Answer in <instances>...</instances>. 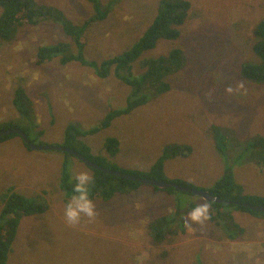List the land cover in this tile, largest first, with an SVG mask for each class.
<instances>
[{
	"label": "rangeland",
	"instance_id": "obj_1",
	"mask_svg": "<svg viewBox=\"0 0 264 264\" xmlns=\"http://www.w3.org/2000/svg\"><path fill=\"white\" fill-rule=\"evenodd\" d=\"M32 1L51 14L61 11L73 23H83L93 13L87 0ZM107 1L99 0L102 5ZM186 1L189 15L180 26L179 39L160 41L152 52L165 54L174 48L183 52V67L168 79L169 91L80 140L108 163L144 172L150 171L167 144L189 145V156L163 161L168 179L209 188L231 165L243 194L264 197V159L251 149L238 155L240 144L259 135L264 138V87L244 80L239 68L242 62L257 61L251 50L256 42L253 29L264 20V0ZM159 4L160 0H120L107 19L85 31V57L99 64L128 50L151 24ZM12 41L0 42V124H31L29 139L34 145L61 144L68 124L93 128L108 112L125 106L129 88L112 72L100 79L78 63L61 65L51 59L36 64L39 46L65 42L76 51L56 23L21 26ZM16 87L28 98V117L14 107ZM257 112L261 122L256 126ZM212 126L226 129L228 138L229 129H234L232 146L223 147L225 165L214 145ZM110 137L120 142L114 159L104 150ZM245 156L248 162L242 164ZM64 161L69 183H75L80 172L91 177L85 164L63 153L27 150L20 138L0 144V212L14 193L42 209L21 217L7 264H264L261 217L209 205V219L193 223L188 219L192 208L206 202L194 195L178 193L176 199L174 194L141 188L108 203H92L93 217L82 215L79 223L69 224L64 215L69 199L59 188ZM230 216L243 228L242 234ZM156 218L173 219L171 229L183 231L165 236V254L155 250L159 246L145 229ZM227 234L236 237L227 240L223 238Z\"/></svg>",
	"mask_w": 264,
	"mask_h": 264
},
{
	"label": "trees",
	"instance_id": "obj_2",
	"mask_svg": "<svg viewBox=\"0 0 264 264\" xmlns=\"http://www.w3.org/2000/svg\"><path fill=\"white\" fill-rule=\"evenodd\" d=\"M87 1L92 7V16L83 23H73L68 20L61 11H53L52 15L44 6H38L34 4L32 0H0V42L3 43L2 45H5V42L10 45L17 29L21 26H34L42 21L54 22L60 26L63 34L70 39L76 51L71 50V45L65 42L39 47L36 54L37 65L50 61L51 59H58L61 65L78 63L83 67L91 69L100 79L109 77L112 72L116 78L129 88L125 106L121 110H112L108 112L101 123L93 128L82 129L74 123L68 124L64 131L63 142L51 146L63 147L75 151L99 167L121 170L125 174L132 175L136 178L175 182L183 187L195 190H206L211 196L223 201L221 204L209 202L211 207L218 210L234 209L236 212L258 214V216L264 220V212L256 213L245 206V204H247L264 207V197L243 194L242 187L240 183L237 182L231 165L229 168L224 167L223 175L209 188H197L192 184L169 180L164 172L163 161L176 156H189L192 153V148L189 145L177 143H172L171 145L167 144L168 146L163 149L161 156L157 159L155 164H153L155 160L151 163L152 166L150 165V171L144 172L120 169L116 165L108 163L105 158L93 155L90 148L80 140L82 137L96 134L109 127L112 120L115 118L129 115L136 108L147 104L151 98L169 91L168 79L183 67V52L179 48H174L165 54L159 53L154 55L152 52L160 41L172 42L179 39L180 26L185 22L187 15H189L188 11L190 8V4L186 0H160L156 15L142 36L132 44L128 50L103 60L98 64L95 61L88 60L84 55V34L90 25L107 19L111 13L112 6L109 3L102 5L99 0ZM256 25L257 26L254 28V38L256 42L251 50L257 61L242 62L239 64V68L244 80L264 86V20ZM230 37L229 35L228 38ZM133 70L138 71L135 72L136 74H133ZM27 101L28 98L23 89L20 87L16 88L13 99L14 107L20 114L26 117H28ZM11 127L17 126H0V131ZM212 128L214 130V145H216L218 154L224 158L223 161L225 165L226 152L223 147L225 143L229 145L230 142V137L228 138L225 134L228 133V131L216 126H212ZM21 130L29 139L30 134H32L31 128L30 130L27 128H22ZM15 136L18 135L15 133L4 135L0 137V143L8 141ZM239 146L241 147L238 151V155L243 156L246 150L251 149L254 151L257 158L264 159V138L260 135L247 140ZM27 150L30 149L27 148ZM104 150L109 157H114L120 150V142L114 137L107 138L104 141ZM52 151L63 153L66 157L71 156L67 151H60L57 149ZM245 158L246 159L241 162L242 164L248 162V158L246 156ZM64 162L65 163L62 164L63 178L61 179L60 186L66 190L68 197H71L74 194V185L69 186L66 182L68 176L65 170L68 163L66 161ZM89 169L93 172L89 188L90 198L99 195L102 200L107 201L117 194L128 195L136 191L139 187H145V185L137 181L108 175L102 171L93 170L92 167ZM151 188L157 192H165L159 191L156 187ZM166 192L174 195L177 193L173 188L168 189ZM41 210V207L33 200L23 195L14 193L8 197L5 206L0 212V264H6L7 257L12 252V245L15 240V229L19 224L20 218L23 216H31ZM9 215H13V218H8ZM231 220L233 222V227L238 228L242 234L244 232L243 228L237 225L233 218H231ZM171 222L172 221L167 218H157L146 224L145 229L152 243L163 245L166 235L168 237L172 234L176 236L183 232L175 231L174 228V230H172ZM217 228H219V226H217ZM224 237L227 240H234L236 235L227 234L223 236V238ZM160 251L165 254V250L161 249Z\"/></svg>",
	"mask_w": 264,
	"mask_h": 264
},
{
	"label": "clouds",
	"instance_id": "obj_3",
	"mask_svg": "<svg viewBox=\"0 0 264 264\" xmlns=\"http://www.w3.org/2000/svg\"><path fill=\"white\" fill-rule=\"evenodd\" d=\"M120 0H108L106 3H109L111 6H115L116 4H118V2H119ZM37 5V4H36ZM38 6H43V5H38ZM45 7V6H44ZM45 9H46V7H45ZM56 11H58L57 9H56ZM257 26V25H256ZM255 26V27H256ZM254 27V28H255ZM253 35H254V29H253ZM255 36V35H254ZM13 42V41H12ZM61 43H64V42H61ZM39 47H41V46H39ZM255 84H257V83H255ZM170 87V86H169ZM264 87V86H263ZM16 88H18V87H16ZM154 98V97H153ZM139 108V107H138ZM137 109V108H136ZM260 121H261V117H260V113L258 114V112H257V115H256V118L254 119V121H253V124L254 125H256L257 126V124L258 123H260ZM234 122H235V120L233 121V122H228L229 124H234ZM227 123V124H228ZM25 126L24 127H20V126H17V125H12V124H10V123H6V124H3V125H1L0 124V126H17V127H11V128H8V129H4V130H1V131H6V130H11V129H19L20 131H22L21 129L22 128H27L28 130H30V126H31V124H28V123H26V124H24ZM254 130H257L258 128H253ZM212 130H213V128H212ZM0 131V132H1ZM229 131H230V134H231V136H230V142H229V146L231 147V145H232V142H231V139H232V137H235L234 136V129L233 128H231V129H229ZM22 133L26 136V134L22 131ZM15 134H17V133H15ZM18 136H15V137H13V138H20L21 139V141H22V143L26 146V148H28V149H30V151H36V150H33V149H31V148H29L25 143H24V141L22 140V137L19 135V134H17ZM27 137V136H26ZM13 138H11V139H13ZM27 140L31 143V144H33L29 139H28V137H27ZM3 143V142H2ZM1 144V143H0ZM34 145V144H33ZM36 146H51V145H36ZM39 151H41V150H39ZM75 152V151H74ZM106 153V152H105ZM119 153V152H118ZM117 153V154H118ZM117 154L114 156V157H109L107 154V157L108 158H111V159H114L116 156H117ZM69 155H71V154H69ZM71 157H74L73 155H71ZM74 158H76V157H74ZM77 159V158H76ZM77 160H79V159H77ZM80 161V160H79ZM80 162H82V161H80ZM90 162V161H89ZM83 163V162H82ZM92 163V162H91ZM84 164V163H83ZM94 164V163H93ZM111 164H113V163H111ZM96 165V164H95ZM113 165H116V164H113ZM86 167H88V168H90V167H92V166H87V165H85ZM97 167L96 168H93V170H98V171H102L103 173H105V174H108V175H111V174H109L108 172H106L105 170H112V169H106V168H102V167H99L98 165H96ZM117 166V165H116ZM118 167V166H117ZM119 168V167H118ZM121 169V168H120ZM124 170H127V171H129L128 169H124ZM113 171H118V172H121V173H124L123 171H121V170H113ZM132 171V170H131ZM92 172V171H91ZM147 172V171H146ZM125 174V173H124ZM92 176H93V172H92V175H91V177L87 174V172H80L79 174H77L76 176H75V183L74 182H72V183H69V181H66L67 182V184L69 185V186H73V195L71 196V197H68V194H67V192H66V190L64 189V188H62L61 186L59 187L60 188V190L63 192V195H64V197H65V199H69L68 201H67V203H66V205H65V209H64V215H65V218H66V220H67V222L69 223V224H72V225H75V224H77V223H79V221H80V218H81V216L83 215V216H87V217H89V218H91V217H93V215H94V211H93V205H92V203H95V202H101V203H108V202H110V201H113V200H115L116 198H118V197H124L125 195H120V194H117V195H115L112 199H110V200H107V201H104V200H102L100 197H99V195H96V196H94L93 198H90V192H89V188H90V185H91V181H92ZM155 180V179H154ZM169 180H171V179H169ZM157 181H159V180H157ZM174 181H181V182H183V183H185V184H187V182L186 181H183V180H180V179H174ZM165 182V181H164ZM168 183H175V182H168ZM175 184H177V183H175ZM144 185V184H143ZM178 185V184H177ZM180 186V185H179ZM152 186H148V185H145V187H139L136 191H139L141 188H151ZM181 187H183V186H181ZM185 188H188V187H185ZM168 189H170V188H168ZM168 189H165V190H160L159 189V191H165V193H168V192H166ZM174 189V188H173ZM175 191H177V193L175 194V195H173V196H175V198L177 199V197H176V195L178 194V192L179 193H183V194H189V193H185V192H181V191H178V190H176V189H174ZM200 191H206V190H200ZM135 192V191H134ZM131 194V193H130ZM130 194H128V195H130ZM189 195H192V194H189ZM195 196V195H194ZM196 197H198V196H196ZM214 197V196H213ZM198 198H200L201 200H203L201 197H198ZM216 198V197H215ZM219 200V199H218ZM203 201H206V200H203ZM221 202H215V201H206L205 203H201V204H199V205H197V206H195V207H193L192 208V210H191V212L189 213V215H188V219L189 220H191L193 223H202V222H204V221H206V220H208L209 219V217H208V209H209V202H215V203H223V201L222 200H220ZM39 206V205H38ZM222 210V209H221ZM218 211H220V210H218ZM231 212H236V210H234V209H232L231 210ZM237 213H241V212H237ZM243 213V212H242ZM256 213H258V212H256ZM260 213H263V212H260ZM245 215H253V216H258V214H250V213H244ZM23 217H28V216H23ZM231 217V216H230ZM232 218V217H231ZM157 219V218H156ZM167 219H169V220H171V221H173V219H170V218H167ZM20 220H21V218H20ZM20 220H19V224L17 225V227H19L20 226ZM17 227H16V230H15V240H17L18 239V236H19V232H20V227H19V229H17ZM0 239H1V233H0ZM15 240H14V242H15ZM158 245V244H157ZM166 245H167V242L166 243H164L163 245H158L159 247L157 248V249H155L156 251H160L161 249H163V250H167V248H166ZM169 245H170V243H169ZM13 246H14V243H13V245H12V250H13ZM9 257H10V255L7 257V261H8V259H9ZM6 264H7V262H6Z\"/></svg>",
	"mask_w": 264,
	"mask_h": 264
},
{
	"label": "water",
	"instance_id": "obj_4",
	"mask_svg": "<svg viewBox=\"0 0 264 264\" xmlns=\"http://www.w3.org/2000/svg\"><path fill=\"white\" fill-rule=\"evenodd\" d=\"M17 133L22 137V140L24 141V143L31 149L33 150H60V151H67L69 154L73 155L74 157H76L77 159H79L80 161H82L85 165L87 166H92L93 168H96L97 166L91 162H89L87 159H85L82 155L63 148V147H53V146H36L31 144L28 140L27 137L22 133V131H20L19 129H11V130H6V131H1L0 132V137L4 136V135H9V134H14ZM106 172H108L111 175H114L116 177H120V178H125V179H129L132 181H137L138 183L144 184V185H148V186H152V187H156L160 190H165L168 188H174L178 191L181 192H185V193H189L198 197H201L203 200L206 201H215V202H221L220 200H218L217 198L211 196L207 191H200V190H195V189H191V188H185V187H181L175 183H168V182H164V181H157L154 179H143V178H136L132 175H127L118 171H113V170H105ZM245 206L249 209H251L254 212H264V207L263 206H251V205H247L245 204Z\"/></svg>",
	"mask_w": 264,
	"mask_h": 264
},
{
	"label": "bare ground",
	"instance_id": "obj_5",
	"mask_svg": "<svg viewBox=\"0 0 264 264\" xmlns=\"http://www.w3.org/2000/svg\"><path fill=\"white\" fill-rule=\"evenodd\" d=\"M37 151H39V150H37ZM42 151V150H41ZM114 176V175H113ZM116 177V176H115Z\"/></svg>",
	"mask_w": 264,
	"mask_h": 264
},
{
	"label": "crops",
	"instance_id": "obj_6",
	"mask_svg": "<svg viewBox=\"0 0 264 264\" xmlns=\"http://www.w3.org/2000/svg\"><path fill=\"white\" fill-rule=\"evenodd\" d=\"M241 214H244V213H241ZM245 215V214H244ZM221 237V236H220Z\"/></svg>",
	"mask_w": 264,
	"mask_h": 264
}]
</instances>
